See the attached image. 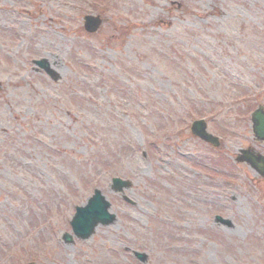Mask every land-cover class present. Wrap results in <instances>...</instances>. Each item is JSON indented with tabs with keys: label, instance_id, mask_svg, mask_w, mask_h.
I'll use <instances>...</instances> for the list:
<instances>
[{
	"label": "rangeland",
	"instance_id": "rangeland-1",
	"mask_svg": "<svg viewBox=\"0 0 264 264\" xmlns=\"http://www.w3.org/2000/svg\"><path fill=\"white\" fill-rule=\"evenodd\" d=\"M87 13L104 20L90 34ZM258 104L264 0H0V264H142L125 246L146 264H264V178L232 162L264 153ZM198 118L217 148L190 134ZM95 187L117 218L58 240Z\"/></svg>",
	"mask_w": 264,
	"mask_h": 264
},
{
	"label": "water",
	"instance_id": "water-1",
	"mask_svg": "<svg viewBox=\"0 0 264 264\" xmlns=\"http://www.w3.org/2000/svg\"><path fill=\"white\" fill-rule=\"evenodd\" d=\"M102 23L101 18L99 16L93 15H85L84 16V28L88 32H94L97 30L99 25ZM36 65L41 67L54 81L59 79V75L52 70L45 59L34 61ZM251 119L253 122V130L256 134L257 139H264V108L262 105H259L251 114ZM206 125L204 120H195L191 125V132L195 136H198L202 140L209 142L213 145H217L218 141L216 137L207 133ZM241 155L239 156V160H246L252 167L258 170L264 176V157H250L248 155L247 150H241ZM130 182L127 180H121L119 178H113L111 187L116 191H122L124 187H129ZM125 200L130 201L128 198L124 196ZM110 207V203L105 198L104 195L100 192V190L95 189L92 196H90L87 202L84 205L76 206L75 212L70 219V225L73 233L79 238H88L95 227L100 224H110L115 219V214H110L107 210ZM215 221L220 224L230 226L231 221L226 218H222L221 216L216 215ZM63 238L65 241H71V235L68 233L63 234ZM139 260L142 262L147 261V256L143 252H132ZM27 264H35V263H27Z\"/></svg>",
	"mask_w": 264,
	"mask_h": 264
},
{
	"label": "flooded vegetation",
	"instance_id": "flooded-vegetation-1",
	"mask_svg": "<svg viewBox=\"0 0 264 264\" xmlns=\"http://www.w3.org/2000/svg\"><path fill=\"white\" fill-rule=\"evenodd\" d=\"M247 147L252 148V151H253V152H260V151H258L256 148H254L253 145H247Z\"/></svg>",
	"mask_w": 264,
	"mask_h": 264
}]
</instances>
